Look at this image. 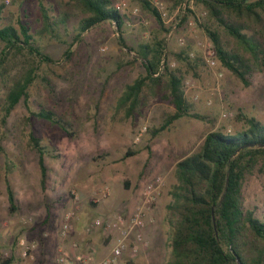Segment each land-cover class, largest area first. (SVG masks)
Returning <instances> with one entry per match:
<instances>
[{"label":"rangeland","instance_id":"374dc122","mask_svg":"<svg viewBox=\"0 0 264 264\" xmlns=\"http://www.w3.org/2000/svg\"><path fill=\"white\" fill-rule=\"evenodd\" d=\"M41 1L0 0V5H5L0 23L26 24L37 40L35 47L53 59L52 63H44L38 55L25 51L15 60L14 73L29 67L35 69L36 80L28 89L31 109L49 108L76 116L79 118L75 124L77 134L70 139L47 121L33 118L26 121L30 115L23 102L5 122L0 111V139L5 150L0 155V239L13 243L19 237H28L35 229L49 226L53 216L59 218V223L64 218L63 213L70 209L66 203L74 200L73 192L78 194L80 190H94V195L87 198L94 203L102 189H110L108 198L89 205L94 215L92 221L126 215L138 204L144 187L162 177L165 185L151 225L163 223L168 251L171 230L163 213H158L162 204L166 207L171 201L169 191L177 183V163L197 152L210 132L225 127L228 133H233L241 128L236 119L240 109L264 122V71L256 73L250 80L251 85L245 86L219 62L215 69L207 65L201 43L206 44L210 39L197 24L206 19V12L197 0L190 1L191 8L185 14V21L181 18L170 40L168 29L174 20H179L177 9L185 0L175 8L167 0H149L151 4L164 2L170 17H175L173 22L171 19L164 24L165 32L160 30L151 12L142 7L140 0H114L115 7L127 3L126 8L120 11L125 16L122 31L118 32L105 23L83 33L78 40L79 15L72 17L65 26L59 25L55 32L57 37L45 31L39 32L44 26ZM44 1L47 7H51L56 6V2L69 0ZM135 9L139 10L138 15L133 14ZM179 38L185 40L184 47H191L190 58L194 60L198 54L203 63L198 69L190 70L174 58L168 62L171 68L183 71L186 97L194 104L195 112L206 119L184 117L154 136L152 132L159 129L166 116L175 110L170 101L162 98V94L150 98L147 105L129 120L116 112V105L126 86L146 74L143 62L135 54L140 45L164 39L170 51L178 52L184 48L178 45ZM1 49L0 44V52ZM67 49L70 53L68 59L64 55ZM4 95L5 89L0 87V100ZM226 112L232 116L224 117ZM30 135L39 138L54 156L45 158L48 176L44 186L38 165L39 154L31 144ZM130 151L135 154L125 158ZM6 176L14 191L15 212L10 209ZM244 194L245 207L256 208L258 215L262 214L263 164L248 178ZM97 204H101L104 210H97ZM29 208L34 213H27ZM56 209L60 212H55ZM96 234H100L98 229ZM104 244L107 246V242ZM4 252L0 251V254L6 259L8 252ZM106 257L96 259L101 261ZM122 259H126L124 264H135L129 256Z\"/></svg>","mask_w":264,"mask_h":264},{"label":"trees","instance_id":"16d2710c","mask_svg":"<svg viewBox=\"0 0 264 264\" xmlns=\"http://www.w3.org/2000/svg\"><path fill=\"white\" fill-rule=\"evenodd\" d=\"M167 1L175 8L184 0ZM140 2L165 32L156 8L149 0ZM197 2L206 12V19L197 24L212 41L217 61L245 86H250L251 78L264 71V0ZM40 7L44 26L39 32L45 31L53 37H57L55 32L59 25L65 26L77 15L81 19L76 40L105 23L118 32L125 25V16L116 9L114 0H69L56 2V6L51 7L42 0ZM4 8L2 3L0 14ZM0 44V87L5 89L0 111L4 122L23 102L30 115L26 121L32 118L47 121L74 139L79 118L49 108L31 109L28 89L36 80L35 69L29 67L14 73L15 60L25 51L38 55L44 63L53 62L50 56L35 47V35L26 24L16 26L7 21L6 24L0 23ZM190 53L189 45L178 52L170 51L164 39L140 45L135 54L143 62L146 74L126 86L118 99L116 112L123 114L125 120L132 119L150 98L162 94L175 110L166 116L159 129L152 132L154 136L184 117L205 120L206 117L196 113L194 104L186 97L183 71L171 68L168 62L174 58L186 68L196 70L203 63L202 58L197 54L192 60ZM64 55L69 58L68 49ZM44 81L48 85V80ZM236 119L241 128L233 133H228L225 127L210 132L197 152L182 158L176 165L177 183L169 191L171 201L164 217L171 230L169 256L164 264H264V211L258 215L256 208H246L244 194L248 178L260 164L264 165V122L242 109ZM30 141L39 154L38 165L44 186L48 176L45 158L54 156L39 138L30 135ZM3 153L5 150L0 139V155ZM134 154L133 151L127 152L125 158ZM5 183L10 209L15 212V195L8 176ZM12 262L0 254V264Z\"/></svg>","mask_w":264,"mask_h":264},{"label":"built area","instance_id":"2783aa9c","mask_svg":"<svg viewBox=\"0 0 264 264\" xmlns=\"http://www.w3.org/2000/svg\"><path fill=\"white\" fill-rule=\"evenodd\" d=\"M190 1L192 2L193 0H185L178 7L176 16L179 17V20H174L175 17L173 16L170 17V12L164 2L152 3L161 15L164 24H167V20L171 21L172 19V22L174 20L172 26L168 29V40L173 37V32L179 27L181 18H183L188 9L191 8ZM126 6L127 3L123 2L116 5V9L122 11ZM138 13V9L133 11L134 15H138ZM185 44L186 42L183 38L178 39V45L180 47H184ZM201 45L204 47V60L211 69H215L218 65V61L216 59L215 48L212 41L209 40L206 44L201 43ZM195 99H198V96H196ZM208 104L211 105L212 102L209 101ZM223 116L227 118L232 116V113L226 112ZM164 185V179L162 177H157L144 187L138 204L128 214H118L107 219L96 218L85 228V233L87 235L100 229L104 230L107 233V236L113 240L114 244L108 257L101 261H97L93 249L87 248L84 251L81 243L74 242L69 247L64 245L60 246L59 257L56 264H118V261L124 256H129L131 259L137 257L142 246H148L143 230L147 225L154 223L155 210ZM109 196L110 189L105 187L99 194L97 202L106 199ZM73 198L74 200L77 199V194L75 192H73ZM76 220V211L70 210L65 212L59 232V235L64 242L75 230ZM19 246L22 249V260L19 264H34L35 256L33 252L36 249L37 244L28 242L25 237H19ZM5 256H8V254Z\"/></svg>","mask_w":264,"mask_h":264},{"label":"crops","instance_id":"0c3cea01","mask_svg":"<svg viewBox=\"0 0 264 264\" xmlns=\"http://www.w3.org/2000/svg\"><path fill=\"white\" fill-rule=\"evenodd\" d=\"M89 195H94V190H80L77 194L76 200H71L66 203L70 208L68 211L74 210L77 215V220L75 222L76 228L70 234L67 242H64L59 235L60 226L63 220L58 223L59 218L55 216L52 217V222H50L49 226H47V224L46 226L37 228L35 231L31 232L28 237L25 236V239L28 242L37 244V247L33 252L35 256L34 264H56L59 257L60 246L64 245L69 247L71 245L70 243L74 242L81 243L84 251L87 248L93 249L98 260L110 255V248H112L111 244L113 243V240L108 238L107 233L104 230L98 229L100 234H96L97 230L93 231L90 235L85 233V228L92 221V217L94 216L90 211L91 206L89 205H95L98 203L97 198L94 199V203L90 200L87 201ZM96 206V209L100 212L104 210V208L101 207V204H97ZM31 209L32 208L26 209V212L34 213V210L32 211ZM160 210L161 211L158 215L163 213L165 216L166 207H164L163 204L162 207H160ZM58 211L59 209H56L55 212ZM64 214L65 213H63V217ZM54 217L55 219L53 220ZM29 220H31V218ZM164 232L165 227L162 222L161 224L158 222L156 225H147L143 230V234L149 245L142 246L140 254L133 258L135 264H164L167 261L169 248L167 251V239L164 236ZM101 235L103 236V239H101ZM106 242L107 246L104 244ZM0 251L3 253H5L4 251L8 252V256L5 258L12 259L13 262L11 264H19L22 260V249L19 246V238L13 243L8 242L5 238L0 239ZM162 258H164L163 261ZM125 260L126 259H120L118 264H124Z\"/></svg>","mask_w":264,"mask_h":264}]
</instances>
